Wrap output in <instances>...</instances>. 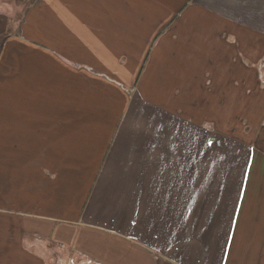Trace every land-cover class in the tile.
Listing matches in <instances>:
<instances>
[{"label":"crops","instance_id":"crops-1","mask_svg":"<svg viewBox=\"0 0 264 264\" xmlns=\"http://www.w3.org/2000/svg\"><path fill=\"white\" fill-rule=\"evenodd\" d=\"M36 1L52 116L16 120L52 141L16 147L46 157L0 212L1 264H264V145L224 140L264 106V0Z\"/></svg>","mask_w":264,"mask_h":264},{"label":"rangeland","instance_id":"rangeland-1","mask_svg":"<svg viewBox=\"0 0 264 264\" xmlns=\"http://www.w3.org/2000/svg\"><path fill=\"white\" fill-rule=\"evenodd\" d=\"M36 2V0H0V22H4L3 26L0 24V32L3 31L0 33V122L6 117L13 116L11 120L5 122L10 124L8 130H2V126H0V212L16 207L15 201L10 207L8 199L10 197L12 200H16L17 185L20 183L18 179L27 178L30 175L29 172L36 170L33 163L46 157L44 150L39 153L17 152L16 147L42 148L41 146L48 147L52 141V136L49 135L48 131L39 134H27L28 131L17 127L16 120L17 116L20 118L52 116V58L42 52L38 42L23 38L21 28L25 11ZM7 28H10L9 34L6 33ZM263 109L262 104L245 105V118L241 119L242 106H234L233 116L238 117V119L233 121L231 127L235 129L234 131L241 133L242 136H228L224 140L227 142L232 138L231 143L233 145L254 144L261 148L264 145V137L259 134V130L257 131L250 126L262 123L257 119L263 121ZM250 119L254 121H250ZM33 122L28 121L27 126L32 127L33 125L28 124ZM35 122H39V126L43 128L51 125L50 121ZM202 123L209 125L208 122ZM211 126H215L217 130L224 132L230 127V122L218 120L216 123H211ZM245 130L252 131L253 135L245 136ZM230 133L227 130L226 134L229 135ZM256 150H258L257 147ZM244 156L245 162L247 158L249 162L251 161V153H245ZM260 162V156L255 151L249 175L255 174ZM1 219L0 216V239L5 234V232L2 234ZM16 236V232H14L11 239H15ZM5 249L1 248L0 242V257H7L8 248ZM50 254L52 255V250ZM61 259L54 254L52 262L65 264ZM3 262L0 261V264Z\"/></svg>","mask_w":264,"mask_h":264}]
</instances>
